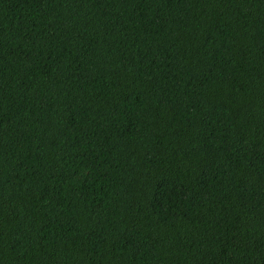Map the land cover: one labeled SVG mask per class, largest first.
I'll return each mask as SVG.
<instances>
[{
    "label": "trees",
    "instance_id": "trees-1",
    "mask_svg": "<svg viewBox=\"0 0 264 264\" xmlns=\"http://www.w3.org/2000/svg\"><path fill=\"white\" fill-rule=\"evenodd\" d=\"M0 264H264V0H0Z\"/></svg>",
    "mask_w": 264,
    "mask_h": 264
}]
</instances>
